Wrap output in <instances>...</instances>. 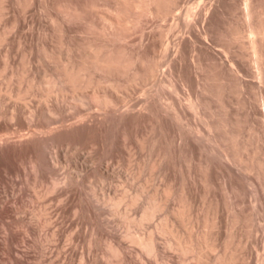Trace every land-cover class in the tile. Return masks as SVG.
<instances>
[{"label":"rangeland","instance_id":"374dc122","mask_svg":"<svg viewBox=\"0 0 264 264\" xmlns=\"http://www.w3.org/2000/svg\"><path fill=\"white\" fill-rule=\"evenodd\" d=\"M144 1L0 0V264H264V0ZM114 46L142 56L138 78L69 84ZM106 111L101 131L40 134Z\"/></svg>","mask_w":264,"mask_h":264},{"label":"bare ground","instance_id":"6f19581e","mask_svg":"<svg viewBox=\"0 0 264 264\" xmlns=\"http://www.w3.org/2000/svg\"><path fill=\"white\" fill-rule=\"evenodd\" d=\"M119 1V0H118ZM142 1H144V0H121V3L123 2L124 3V5H123V3H122V5L123 6H125V8L127 9V10H129V7H134L133 6V4H135L136 6H141V4H143V3H141ZM151 1V0H150ZM146 2H148V1H146ZM145 2V3H146ZM152 2V1H151ZM150 2V3H151ZM154 2V1H153ZM151 3V5L152 4H161L162 3V0H155V2L154 3ZM161 2V3H160ZM141 3V4H140ZM144 3V4H145ZM149 3V2H148ZM148 3H147V5H148ZM132 5V6H131ZM146 5V4H145ZM150 5V4H149ZM148 5V6H149ZM122 6V7H123ZM147 6V7H148ZM158 6V5H157ZM108 7V6H107ZM146 7V6H145ZM147 7H146V11L148 12V10H147ZM211 7V6H210ZM209 7V8H210ZM247 7V6H246ZM249 7V6H248ZM110 9V8H109ZM108 9V10H109ZM123 10H124V8H122ZM200 9V8H199ZM249 9V8H248ZM126 10V11H127ZM204 10V9H203ZM130 11V10H129ZM145 11V12H146ZM150 11V10H149ZM151 11H152V9H151ZM247 11V10H246ZM168 12V11H167ZM169 12H171L170 10H169ZM250 12V11H249ZM124 13H126V12H124ZM196 12L194 11V12H191V13H189V15L188 16H195L196 17ZM199 14V13H198ZM206 14V13H205ZM246 15V14H245ZM123 16V15H122ZM125 16H126V14H125ZM124 16V17H125ZM127 17H128V15H127ZM123 18V17H122ZM129 18V17H128ZM247 19V18H246ZM193 20V19H192ZM191 19H190V22L192 21ZM194 21V20H193ZM248 21H249V19H248ZM128 22V21H127ZM191 24V23H190ZM254 30H252V32H253ZM118 34H120V33H118ZM117 34V35H118ZM116 35V36H117ZM251 35V34H250ZM119 36V35H118ZM253 36V35H252ZM254 37V36H253ZM252 37V38H253ZM183 41V40H182ZM252 41H254V40H252ZM107 47V46H106ZM164 47V46H163ZM168 48V47H167ZM166 48V49H167ZM108 49V48H107ZM131 52H132V50H131ZM130 52V54L128 53V51H127V48H124V49H121V48H117V47H110L109 48V50L108 51H106V52H104V50H102V49H99V50H97L93 55H90L91 57L89 58L88 57V60H85V62L83 63V64H81V65H78V66H76L75 64L73 65V66H69V67H66V69H64V71H65V74H66V77H67V79H68V81H69V84H72V86H74L75 87V89L80 85L81 87H87V86H91L92 84H94L93 82L95 81V76H94V74L96 73V72H102V73H104L105 75L106 74H108V76H110L109 78H108V84L107 85H109L108 87L110 88V89H112L114 92L113 93H117V92H119V90H120V88L123 86L124 88L125 87H127L126 86V84H128V83H130L131 82V79L129 80V79H127V81L129 80L130 82H128V83H126V84H124V83H122L117 77H115V76H117V75H124V74H126L129 70H130V68L132 69H134V73H133V76L134 75H136V78H138L137 76H140L141 74V71L137 68V64L138 63H140L141 61H143L142 59V56L140 55V54H138V55H132L133 53H131ZM164 52H166V51H164ZM228 53V52H227ZM136 54V53H135ZM222 61V60H221ZM222 63V62H221ZM158 65V64H157ZM196 65V64H195ZM182 66V65H181ZM158 67V66H157ZM196 67V66H195ZM199 67V66H198ZM155 65H153V67H151L150 68V72H153L154 73V70H155ZM182 68V67H181ZM183 69V68H182ZM131 71V70H130ZM181 71V70H180ZM96 74H98V73H96ZM140 74V75H139ZM152 74V73H151ZM150 74V75H151ZM234 74V73H233ZM126 76V75H125ZM129 76V75H128ZM132 76V77H133ZM107 77V76H106ZM103 78V77H102ZM135 78V77H134ZM136 78H135V80H136ZM182 78V77H181ZM106 80H107V78H105ZM67 81V82H68ZM101 81H102V79H101ZM99 79H98V83H100L101 82ZM82 82V83H81ZM104 82V81H103ZM135 82V81H134ZM134 82H132V83H134ZM97 84V83H96ZM100 85V84H99ZM98 85V86H99ZM105 85V84H104ZM184 85H186V84H184ZM64 87V86H63ZM85 87V88H86ZM96 87V86H95ZM122 87V88H123ZM62 88V87H61ZM64 89V88H63ZM100 89V88H99ZM60 90V89H59ZM95 91L93 92V94H92V98H94V100H97V101H99V102H101L102 103V105H112V104H114V106H115V101H114V98H112V97H110L107 93L106 94H102V96L99 94V92H100V90L98 91V90H96V88L94 89ZM122 90V89H121ZM106 91V90H105ZM61 92V91H60ZM175 92H176V90H175ZM181 94V93H180ZM179 94V95H180ZM157 95V94H156ZM91 96V95H90ZM152 97V96H151ZM154 97V96H153ZM153 97H152V99H153ZM150 98V97H149ZM151 99V100H152ZM190 99V98H189ZM198 99V98H197ZM151 100L149 99V100H147L146 101V103H144L145 105H143L142 106V108L138 111V112H136L135 111V113H131L132 111L130 110V108H128L127 109V111H124V112H122L121 114H119V115H117V117H115V118H113L114 119V121L116 122V125L118 126V127H127L128 125H129V123H130V121H132L133 119H136L138 116H141V111L142 110H144V112L145 111H151L153 108H152V102H151ZM82 101H84V100H82ZM81 101V102H82ZM134 103V102H133ZM155 103H157L156 102V98H155ZM85 104V103H84ZM118 104V103H117ZM100 107V106H99ZM166 107V106H165ZM195 107V106H194ZM49 108H50V106H49ZM155 108V107H154ZM175 110H177V109H175ZM48 111V110H47ZM123 111V110H122ZM160 111V110H159ZM158 111V112H159ZM36 112V111H35ZM143 112V111H142ZM153 112V111H152ZM37 113V112H36ZM36 113H32V116L30 117V119L31 120H34L35 119V117L37 116L36 115ZM48 115L49 116H54V115H61L62 114V109H61V106H55V107H53V108H50L49 109V111H48ZM176 113V117H177V119H182L183 118V116H182V111L181 110H177V112H175ZM184 113V112H183ZM105 114V113H104ZM104 114H102L103 115V118H100V116H99V118H95V119H93L92 117H90L89 119H86V117L84 118L83 117V114L81 115V114H78L79 116H80V118H79V120H78V122H75V123H65V121H63L62 122V124H61V126L60 127H58V128H54V127H50L49 126V129H47V130H45V131H41L40 132V134L42 133V134H48L49 136H50V139H52V140H55V139H57L56 141H58V140H61L63 137H66V139L67 138H74V139H76V138H78V137H80L82 134H85V133H87V132H91V131H94V130H100L101 131V129L105 126V124L107 123L108 124V121H110V117L112 116H109V114H107V111H106V115L107 116H109V117H107L106 115H104ZM47 115V114H46ZM89 115V114H88ZM85 116V115H84ZM87 116V115H86ZM92 116V115H91ZM76 117H77V115H76ZM131 119V120H130ZM63 120H65V119H63ZM110 127V126H109ZM185 127V126H184ZM103 130V129H102ZM191 131V130H190ZM198 132V131H197ZM34 133V132H33ZM92 133V132H91ZM90 133V134H91ZM40 134H38V133H35V134H32L31 133V135L29 134L28 136H21L20 137V141H22L24 138H29V140H37V139H40L41 138V135ZM89 134V133H88ZM95 134V133H94ZM195 135V134H194ZM2 139H0V148H4L3 146L5 145V143L3 142V141H1ZM116 141V140H115ZM60 142V141H59ZM16 143H17V140H16ZM22 145V144H21ZM209 152H211V151H209ZM227 159V158H226ZM33 169L36 171V172H38V173H40V171H41V169H40V165H39V163L37 162V161H35L33 164ZM211 166V165H210ZM42 168V167H41ZM108 170V169H107ZM97 171V170H96ZM106 171V170H105ZM98 172V171H97ZM37 174V173H36ZM79 174V173H78ZM234 174V173H233ZM80 175V174H79ZM97 175V174H96ZM98 175H99V172H98ZM131 175V174H130ZM77 176V175H76ZM75 176V177H76ZM101 176H103V175H101ZM105 176V175H104ZM103 176V178L105 179V177ZM75 177H74V175H71L70 174V176H68L67 178H68V180H70V181H74V180H76L75 179ZM80 177V176H79ZM67 178H66V180H64V185L68 182L67 181ZM101 178V177H100ZM79 179V178H78ZM133 179V178H132ZM65 181H67V182H65ZM103 181V180H102ZM130 180H128V182H129ZM62 182V181H61ZM61 182H59V181H54L53 182V188H57L58 186H59V184L61 183ZM131 182L135 185V183L131 180ZM130 182V185H133L132 183ZM72 183H74V182H72ZM76 183V185H77V183L79 184V181L78 182H75ZM74 183V184H75ZM67 184H69V182L67 183ZM70 184H71V182H70ZM80 184H81V182H80ZM143 184V183H142ZM142 184H140V185H142ZM63 184L61 185V186H64ZM73 185V184H72ZM129 185V186H130ZM140 185L138 184V187H140ZM61 186H59V187H61ZM143 186V185H142ZM145 186H148V185H146V183H145ZM58 187V188H59ZM68 187V186H67ZM144 187V186H143ZM142 187V188H143ZM145 188V187H144ZM143 188V189H144ZM4 203H2V205H0V209L1 210H3V209H5L6 207H5V204L3 205ZM114 204V203H113ZM151 207V206H150ZM157 209V208H156ZM146 212H145V215H144V218H149V216H151L154 212L153 211H155V206L154 207H151V208H149V209H147V210H145ZM168 226V225H167ZM5 228V227H4ZM6 231L8 232V230L6 229ZM6 236H8V235H6ZM9 237V236H8ZM155 237H154V234H153V236L152 235H150V238H149V241L148 242H146V243H144L145 245H146V248L149 250V251H153V250H155V249H157V247H158V243L157 244H155V239H154ZM8 239V238H7ZM139 239V238H138ZM137 239V240H138ZM143 239V238H142ZM142 239H139L137 242H139V243H143L144 241H142ZM7 241H9V240H7ZM134 241V240H133ZM9 243V242H8ZM155 245H157V246H155ZM156 247V248H155ZM155 248V249H154ZM119 249V248H118ZM160 249V248H159ZM157 251V250H156ZM159 251H161V250H159ZM165 257V256H164Z\"/></svg>","mask_w":264,"mask_h":264}]
</instances>
